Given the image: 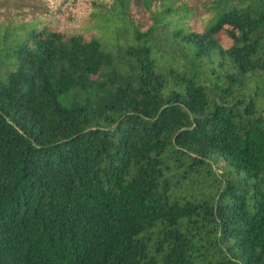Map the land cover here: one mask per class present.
<instances>
[{
	"label": "trees",
	"instance_id": "16d2710c",
	"mask_svg": "<svg viewBox=\"0 0 264 264\" xmlns=\"http://www.w3.org/2000/svg\"><path fill=\"white\" fill-rule=\"evenodd\" d=\"M0 264H264V0H0Z\"/></svg>",
	"mask_w": 264,
	"mask_h": 264
},
{
	"label": "rangeland",
	"instance_id": "374dc122",
	"mask_svg": "<svg viewBox=\"0 0 264 264\" xmlns=\"http://www.w3.org/2000/svg\"><path fill=\"white\" fill-rule=\"evenodd\" d=\"M224 42H225L226 45H228L230 43V41L228 39H226V38L224 39Z\"/></svg>",
	"mask_w": 264,
	"mask_h": 264
}]
</instances>
